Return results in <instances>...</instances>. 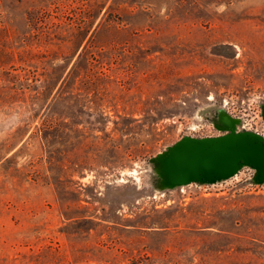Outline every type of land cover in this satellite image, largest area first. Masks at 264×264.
Wrapping results in <instances>:
<instances>
[{
  "label": "rangeland",
  "instance_id": "obj_1",
  "mask_svg": "<svg viewBox=\"0 0 264 264\" xmlns=\"http://www.w3.org/2000/svg\"><path fill=\"white\" fill-rule=\"evenodd\" d=\"M264 0H0V264H264Z\"/></svg>",
  "mask_w": 264,
  "mask_h": 264
},
{
  "label": "water",
  "instance_id": "obj_2",
  "mask_svg": "<svg viewBox=\"0 0 264 264\" xmlns=\"http://www.w3.org/2000/svg\"><path fill=\"white\" fill-rule=\"evenodd\" d=\"M250 155L264 167V150H249L242 147H228L217 153L216 161L226 165L238 157Z\"/></svg>",
  "mask_w": 264,
  "mask_h": 264
}]
</instances>
